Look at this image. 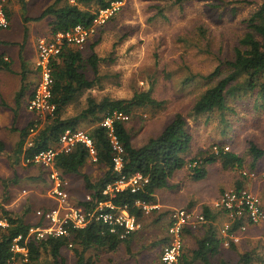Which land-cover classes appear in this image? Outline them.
<instances>
[{"label":"rangeland","instance_id":"rangeland-1","mask_svg":"<svg viewBox=\"0 0 264 264\" xmlns=\"http://www.w3.org/2000/svg\"><path fill=\"white\" fill-rule=\"evenodd\" d=\"M52 1L31 0L26 9L28 4L26 0H11L10 8L11 10L13 7L21 8L17 15L24 21L25 16L34 18L40 15ZM214 2H217L219 7H212ZM261 2L262 0H124L120 12L95 33L101 36V41L94 48L98 57L103 59L98 67L101 79L92 89L77 95L64 109L62 118L80 114L87 108L90 98L98 102L105 97L131 99L137 92L151 90L152 97L162 102V105L133 109L126 122V128L133 137L134 146L142 147L151 138L159 136L176 115L181 114L186 117L188 131L192 135L187 160L201 152L205 154L214 152L215 146L228 147L229 152L235 153L244 162L241 169L233 170V183L238 177L239 180L243 179L245 186L260 198L264 211V158L258 160L255 168L251 170L252 158L248 153L249 142L264 149V104L262 105L261 101L256 102L252 95L246 94L237 98L229 97L227 109L224 111L215 110L199 116L190 114L196 100L218 78L209 79V76L214 73L221 61L225 62L233 57L234 48L246 31L245 20ZM80 8L96 11L98 6L92 3L81 5ZM47 22L46 18L32 23L36 27L34 42L37 49L39 38L52 37L44 34L46 29L42 30L41 25ZM201 24L206 26L205 37H200L198 33ZM15 28L17 30L19 26L10 21L9 28L3 31L11 32ZM28 28L30 27L24 25L25 33H28ZM30 36L29 43L27 40L26 42L29 44L28 60L32 65L37 52L33 47V35L29 34L28 37ZM92 41L90 40V43ZM89 44L85 43L79 47L83 49L85 57L89 54ZM73 47L77 48L75 45ZM86 72L89 77L94 78L91 69H87ZM226 72L228 70L224 65L221 73ZM21 74L17 73L8 78L15 89L18 87ZM26 75L24 83L29 85L32 92L35 90L39 75L37 71L31 69ZM29 94L24 97L21 106H16L15 101H11V96H6V100L18 113L15 125L11 111L0 112V147L4 148L0 151L1 176H17L14 165H11L14 163H10L15 161V155L12 156V153L19 140V133L13 128L22 129L32 121L39 122L37 129L31 133L33 138L48 123L47 114L37 116L26 110L25 103ZM99 122H84L79 125V130L89 133L93 127L99 125ZM187 169L188 167L184 168V171L189 172ZM211 170L208 180H193L194 183L190 181L185 184L187 193L195 195V200L212 193L211 182L220 179L221 174ZM81 172L96 182L103 175L104 168L97 162L89 160ZM176 175L181 174L174 173L172 178ZM172 178L169 177L167 187L163 188L169 189L168 192L163 191L160 194L167 204L180 205L183 200L179 196L176 197L175 190L169 187ZM11 179H6L9 184ZM67 179L69 189H66L70 195V202L75 206L87 196L83 178L71 175ZM2 188L0 182V203L5 198ZM50 191H44L42 197L53 199V203L56 204L52 208L54 209L58 204L49 195ZM244 233H246L244 237L233 243L235 249L232 258L229 259L233 263H238L241 255L249 253L255 259L251 264H260L258 259L264 255V219L259 225L249 226ZM69 249L72 250L71 247ZM157 253L158 247L148 246L141 249L137 256L138 264H158ZM43 259L47 260L48 256L45 254ZM71 260L74 261V258H68L65 264H71Z\"/></svg>","mask_w":264,"mask_h":264},{"label":"trees","instance_id":"trees-1","mask_svg":"<svg viewBox=\"0 0 264 264\" xmlns=\"http://www.w3.org/2000/svg\"><path fill=\"white\" fill-rule=\"evenodd\" d=\"M113 1L116 0H55L42 12L38 20L47 17L52 18L50 23L51 36L66 33L76 26L88 28L91 26L96 12L110 6ZM92 3L97 4L96 11L80 8L81 5ZM212 7H219V5L214 2ZM245 23L246 31L234 48L233 57L225 62L221 61L214 73L209 76V79L218 78L196 100L190 112L192 116L212 113L215 110L224 111L227 109L229 97L237 98L246 94L252 95L256 102L261 101L262 105L264 104V0L248 16ZM102 28L104 26L100 27L98 31ZM205 28V24H201L199 27L200 37H205ZM90 40H93L92 43ZM100 41L101 36L95 34L86 42L87 44L90 43L88 46L89 54L86 57L83 49L65 44L61 54L52 60L50 66L53 79L51 102L55 105V111L52 114H47V125L33 138L31 131L37 129L39 122L32 121L22 129L13 128L19 133V140L13 151L17 163H20L21 160H30L38 153L55 147L65 131L79 130V125L84 122L97 123L113 112L131 115L135 108L160 107L162 105V102H158L152 97L151 90H149L137 92L131 99L105 97L98 102L94 98H90L87 108L80 114L66 119L62 118L64 109L74 98L83 91L92 89L101 79L98 67L103 59L99 58L94 51ZM224 65L228 70L225 74L221 73ZM87 69H91L94 78L89 77L86 72ZM0 70L12 72L10 63L5 61L3 56H0ZM26 79L27 76L23 74L20 91L15 97L16 106H21L26 95L30 93L29 97H31L33 94L34 90L31 92L29 85L24 83ZM14 114L13 125H15L17 111H14ZM34 115L36 114L34 113ZM126 122L118 121L114 125L115 135L124 152L122 156L123 168L120 172L114 170L115 151L107 130L100 125L93 127L89 133L87 132L96 149L97 164L104 168L103 175L96 182L91 181L87 174L81 172L90 160L89 151L84 145L79 144L70 153H59L56 156L54 168L63 178L71 175L81 176L86 195L90 196V200L84 197L75 206L83 208L85 211H92L99 203L110 202L117 208H125L138 222L145 215L144 206L156 202L157 190L166 188L169 177L171 178L175 172L188 167L191 174L190 178L198 181L207 176V169L205 168L207 165L220 161L224 168H230L234 171L241 169L244 165L242 158L233 152L225 151V147L221 145L215 146L217 148L215 152L206 154L201 152L194 158L187 160L192 135L188 131L186 117L181 114L176 115L159 136L151 138L142 147L134 146L133 137L126 128ZM3 150L4 148L0 147V151ZM248 153L252 158L251 170H253L257 161L264 158V149L249 142ZM29 167L37 168L36 165L32 164H29ZM38 168L42 174L50 172L47 167L38 165ZM137 173L147 179V182H144L135 192L127 189L111 196L103 195L105 188L119 180L121 176L128 177ZM18 179V177L12 178L11 184H17ZM0 182L4 188L5 198L3 202H6L10 198L9 181L0 178ZM236 189L241 190L242 185L237 184ZM52 208L42 207L40 210L47 212ZM35 214L37 216V212ZM37 217L36 223L27 222L24 216L21 217L6 210L0 204V219L6 223L5 227L0 226V264H13L15 261L24 259L27 261L22 264H65L61 251L70 245L73 247L77 258L76 264H91V260L89 262L85 259L86 253L91 250L115 251L122 243H127L128 238L137 231L123 237L122 229L114 228L115 230L112 232L110 226L93 221L84 229H75L69 226L68 237H47L36 240L31 236L28 237L30 229L47 225L44 217ZM230 222H232L231 219ZM245 222L244 218L234 219L229 233L234 234L239 231L240 226ZM19 238L17 243L26 249V257L11 250L14 241ZM167 240L166 236L163 244ZM219 243L220 241L214 235L198 241V250L194 252V259L200 260L203 264H213L210 257L218 253ZM233 249H235L234 245ZM128 252L130 254L129 248ZM45 254L48 256L47 260L43 259ZM253 261H255L254 257L245 253L240 256L238 263L221 260L218 264H251ZM258 262L261 264V258L258 259Z\"/></svg>","mask_w":264,"mask_h":264},{"label":"built area","instance_id":"built-area-1","mask_svg":"<svg viewBox=\"0 0 264 264\" xmlns=\"http://www.w3.org/2000/svg\"><path fill=\"white\" fill-rule=\"evenodd\" d=\"M10 0H0V29L6 30L10 26V18L8 15V3ZM124 5V0H116L110 3V6L100 9L96 12L91 26L85 28L83 26H76L71 31L66 33H58L50 39L41 38L38 42L39 56L36 64L39 70V80L33 94L27 102V109L35 114L44 115L52 114L55 111V105L51 102L52 98V73L51 62L64 49V45L82 47L102 26H105L112 20L121 10ZM129 120V115L120 112H113L105 116L99 125L107 130L108 137L115 151L114 170L120 172L123 168V147L118 141L114 125L118 121L126 122ZM34 131L32 130L31 133ZM84 145L90 154V160L97 162L96 149L90 135L83 130H67L61 136L55 147H50L44 150L32 159L27 160V163L37 164L50 169L49 177L53 181V188L49 195L57 201V206L47 212L38 210L37 216L46 219V226H39L31 228L29 236L36 240H41L47 237H68V227L72 226L75 229H84L91 222H101L110 226L111 231L114 228L123 230V237L135 232L139 228L136 218L132 217L125 208H117L110 202H101L92 211H85L83 208L73 206L70 202V195L64 186V178L54 168L55 158L59 153H70L77 145ZM215 147V151H216ZM214 151V152H215ZM225 151H229L225 147ZM245 174V173H244ZM253 176V175H252ZM147 182V179L139 173L133 176H121L119 180L109 184L103 191L104 196H111L113 194L130 189L135 192L141 185ZM90 200V196L86 197ZM216 206L222 207L229 214V219L232 222L224 227V232L229 233L234 219L244 218L246 220L240 226V233L246 232L249 226L259 225L264 219V211L260 198L247 189L229 190L226 191ZM147 210V206H144ZM170 225L167 229L168 240L163 246L160 257L161 264H180V257L183 251L184 234L186 229L194 225L206 223V217L196 211L188 208H176L170 212ZM0 226L5 227L6 223L0 221ZM232 234V233H231ZM234 235V234H233ZM16 239L11 250L14 253H21L25 257L27 251L21 247ZM238 242V241H237ZM264 245V241H263ZM27 259L15 261L13 264L19 262L22 264ZM261 264H264V255L261 258Z\"/></svg>","mask_w":264,"mask_h":264},{"label":"crops","instance_id":"crops-1","mask_svg":"<svg viewBox=\"0 0 264 264\" xmlns=\"http://www.w3.org/2000/svg\"><path fill=\"white\" fill-rule=\"evenodd\" d=\"M26 1L28 3L26 7L27 9L31 3V0ZM54 1L55 0H53L50 5H52ZM10 3L11 0L9 1L7 7L10 21H13V24L18 25L19 28L17 30L15 28L11 32L3 31V29H0V56H3L4 60L10 63V68L12 70V72L0 70V112L11 111L12 116L15 117V107H12V104L6 100V96H11V101H15L16 94L20 91L21 88V79L23 74L26 75V72H28L30 69L35 71L38 70L36 64L38 61L39 50L37 49V44H35L34 42V30L36 27L32 23L35 20L39 21L38 19L47 7L37 17L32 18L25 16L24 22L22 17H19L17 15L18 11L21 10V8L13 7L11 10ZM45 19L46 18L41 20ZM47 19L48 22L41 26L43 27L42 30L46 29L44 30V34L51 35L50 23L52 21V18L47 17ZM24 25L30 27L28 28V33L33 35V47L36 48L37 52V55L34 59L35 61L32 62V65L28 60L29 56L27 54L29 45L28 38H31V36L28 37L29 34L27 32L25 33V29H23ZM26 40L28 43L26 42ZM33 63L35 66H33ZM17 73L22 74L20 75L21 78L19 79L18 87L15 89V86H13V84L8 81V78L9 76H14V74ZM29 98L30 97L28 96L26 98V103L24 102L26 110L28 112H30L27 109V102ZM13 154L14 152L12 153V156ZM10 163H14L11 165H14V171L16 172L17 176L5 177L0 175V178L11 179L18 177L19 179L17 184H9L8 191L10 192V198L6 202H2L0 204H2L8 211H11L21 217L24 216L27 222L36 223L38 221V217L35 213L38 210H40L42 207H54L56 205L53 203V199H44L42 197V193L44 191L48 192L52 190L54 186L53 181L50 179L49 173L42 174L39 171L37 164V168H35L29 167L30 163H27V161L21 160L20 163H17L16 156L15 161H10ZM208 166L209 165L205 167L207 169V176L203 180H208L210 178V176L208 177V175L210 173L211 167V171H216V173L221 174L220 179L215 180L218 181L219 184L214 180L211 182L212 193H207L206 196L202 197L200 200H195V195L193 196L191 194H188L187 187L185 186V184L189 183L190 181L194 183V181L190 178V172H185L184 169L175 172L176 174L180 173L181 175H176L173 178L171 177L172 184H169V187L175 190L174 195L176 197L179 196L180 199L183 200L182 203L180 205H175L172 203L167 204V201L161 197L160 193L163 191L168 192L169 189L157 190L156 202L152 205L147 206V210L145 211L143 219L138 221L139 228L132 237L128 238L127 243H122L115 251L111 252L91 250L85 254L86 261L90 262L91 260V264H122L123 262L138 264L137 256L140 254V250L145 249L148 246H154V248L158 247L157 261L158 264H161L160 257L162 254L161 250L164 246L163 241L167 236V229L171 222L170 212L176 208H188L196 211L199 214H203L206 217L207 221L204 224L194 225L193 227L186 229L183 238L184 245L181 254V264H203L200 260L194 259V252L198 250L197 242L211 235H214L215 238L220 241V243L218 253L212 255L210 257V261L213 264H218L221 260L233 263V261L229 259L232 258L233 243L237 242L240 237H244L246 233L242 234L237 231L233 235V233L228 234L224 232V227L228 223H230L229 214L225 209L216 205L226 191L237 190V184H241L242 189H247L251 192L252 190L250 188H247L245 186V183L243 182L244 180H239V177L233 183V170L230 168H224L220 161L211 164L210 167L207 168ZM17 171L21 173H17ZM67 178L68 177L64 178V186L65 188L69 189V179ZM177 183L180 184L178 186H175V184ZM2 189L4 190V188ZM46 203H48L49 205H46ZM0 221L3 222V220L1 219ZM69 247H71L72 250H70ZM69 247L62 249V256L66 260V262L68 261V258H74V261L71 260V264H76L77 258L73 251L74 249L71 245ZM128 248L130 249V254L128 252Z\"/></svg>","mask_w":264,"mask_h":264}]
</instances>
